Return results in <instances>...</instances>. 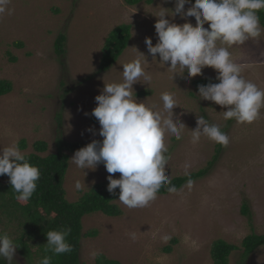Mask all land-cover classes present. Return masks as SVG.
Masks as SVG:
<instances>
[{"label": "rangeland", "instance_id": "1", "mask_svg": "<svg viewBox=\"0 0 264 264\" xmlns=\"http://www.w3.org/2000/svg\"><path fill=\"white\" fill-rule=\"evenodd\" d=\"M190 6L186 4L185 10ZM160 7L174 10L175 0H142L133 5L126 0H10L11 14L8 10L0 14V79L14 84L12 92L0 97V149L25 140L26 147L20 150L29 153L36 141L44 140L49 144L46 153H50L57 150L59 137L83 142L84 147L93 140L102 141L99 122L91 115L97 106L95 97L102 93L105 82H122V65L137 58L138 51L145 55V70L152 79L135 84L133 98L162 110L161 93H173L180 105L174 109V119L179 118L186 126L181 139L172 135L166 138L171 157L166 175L190 174L214 159L218 143L204 137L197 144L191 142L197 116L203 115L221 128L228 126L230 142L204 177L185 183L175 193L157 194L146 207L128 208L116 199L114 203L123 211L117 217L102 212L84 216L83 232L96 230L97 235L82 238L79 264H97L101 254L123 264H214L211 247L215 240L241 245L242 239L253 232L264 234V108L251 124L224 120L221 111L227 109L201 99L192 83L198 78H216L214 69L207 67L202 75L191 79L185 71L173 79L174 73L167 70L170 63L160 65L159 54L153 60L144 41L151 37L153 45L157 43V17L153 14ZM166 18L174 23L186 22L179 15ZM188 19L195 25L194 17ZM123 23L133 26L129 47L109 70L90 78L98 70L107 35ZM62 33L67 35L66 52L58 55L55 41ZM8 51L16 61H11ZM229 51L243 66V77L264 89V32ZM143 90L150 94L136 96ZM58 115L62 116L61 126ZM74 153H70L71 158ZM108 175L103 164L84 171L69 161L67 198L78 201L94 184L108 180ZM112 175L120 177V173ZM76 181H85L83 190L75 188ZM244 202L250 207V218L242 213ZM5 221L0 222V232L18 242L17 223ZM173 238L178 242L171 243ZM169 243L172 251L166 252L164 247ZM28 245L32 249L29 262L17 255L18 262L40 264L46 253L34 241ZM93 251L100 255L93 257ZM243 251L234 250L230 264H264V246L248 258Z\"/></svg>", "mask_w": 264, "mask_h": 264}, {"label": "clouds", "instance_id": "2", "mask_svg": "<svg viewBox=\"0 0 264 264\" xmlns=\"http://www.w3.org/2000/svg\"><path fill=\"white\" fill-rule=\"evenodd\" d=\"M9 4L10 0H0V14L8 10ZM186 4L191 5L187 10ZM160 9L153 14L157 17L154 24L157 43L153 45L151 37L144 41L153 60L159 54L160 65L165 67L170 63L167 70L174 73L173 79L185 71L191 79L202 75L207 67L214 69L218 83L199 85V97L227 109L221 111L224 120L235 119L239 124L257 120L264 108V89L243 77V66L232 58L229 49L259 38L264 32L258 15L264 9V0H195L193 3L192 0H175L174 10ZM8 11L11 14V10ZM177 15L186 22L179 24L166 18L175 19ZM190 17L195 18V25ZM138 52L137 58L122 65V82H105L102 93L95 97L97 106L91 115L99 122L102 141L93 140L76 150L70 159L84 171L95 170L103 164L109 173L107 191L115 196L119 188L118 201L128 208L148 206L164 185H169V192L176 191L170 176L166 175V165L171 159L165 155L168 152L166 138L172 135L181 139L186 127L179 118L174 119V109L180 105L173 93H161L162 110L133 98V86L142 81L150 83L152 79L145 70L148 63L142 59L145 55ZM202 137L223 146L230 142L228 134L218 124L209 123L200 115L197 127L191 130V142L197 144ZM115 173H120V177L114 178ZM3 175L9 177L17 201L27 202L37 189L41 173L13 142L0 149V176ZM85 185V181L84 184L76 181L75 188L83 190ZM70 233V227L47 231L45 252L70 253L73 249L66 240ZM18 247L6 232H0V258L7 264H14ZM91 255L95 257L100 253L93 251ZM40 264H52V257L45 255Z\"/></svg>", "mask_w": 264, "mask_h": 264}, {"label": "trees", "instance_id": "3", "mask_svg": "<svg viewBox=\"0 0 264 264\" xmlns=\"http://www.w3.org/2000/svg\"><path fill=\"white\" fill-rule=\"evenodd\" d=\"M142 0H126L128 4H136ZM195 2V0H192ZM58 10V9H57ZM56 10V11H57ZM259 20L264 27V9L260 10ZM133 26L128 23L120 24L115 27L106 37L102 57L96 74L109 70L124 54L129 47L132 38ZM67 35L62 33L58 35L55 41V48L58 55H65ZM17 46H23L21 42L14 43ZM13 44V45H14ZM11 61H16L17 57L10 51ZM195 90L198 91L199 85H207L208 83H218L214 77H203L193 80ZM14 89L11 80L0 79V97L9 94ZM148 91H139L136 96L149 95ZM58 126L62 125V116L58 115ZM233 119L229 120L231 122ZM227 127L221 128L223 132H227ZM60 132L62 133V129ZM20 149L26 147V141L22 140L18 143ZM34 150L24 153L28 161L40 169V179L37 181V189L30 200L27 202H19L16 199L17 193L12 189L7 175L0 176V222L5 220L9 223L16 222V229L19 231V245L16 250L15 257L22 256L29 262V255L32 251L31 246H27L29 242L39 245V250L45 252L47 243L46 232L50 230H63L67 227L71 228V233L66 237L67 242L72 246L70 253L53 255L51 252H45L46 255L52 257V264H79L80 248L83 237H93L97 235L96 230L84 233L83 218L84 216L102 212L108 216H120L123 214L121 208L114 202L118 199L119 188L116 195L107 191L109 181H102L94 184L91 189L82 193L81 198L76 202H71L67 198L65 188V180L69 169L70 153L84 147L83 142H69L64 138H58V148L55 152L49 151V144L44 140H38L33 144ZM223 145L217 144L214 159L209 161L208 165L198 171L183 176H174L171 178V184L175 186L177 192L185 183L194 181L204 177L210 172L214 161L218 157V153L222 150ZM42 153L44 155H42ZM165 155H169L167 152ZM7 180V184L3 181ZM169 185L160 188L157 194L165 195L175 192H169ZM115 199V200H114ZM242 213L251 216L250 207L247 202L242 206ZM5 221V222H6ZM10 226V225H9ZM17 244V240L15 241ZM177 239L173 238L171 243H177ZM169 243L164 247L166 252L172 251V244ZM264 245V234L251 233L247 235L241 242V245L229 243L224 239H217L211 247V256L214 264H230V255L234 250L243 248V256L248 258L258 247ZM42 254V253H41ZM14 257V259H15ZM14 264H20L17 260ZM28 259V260H27ZM97 264H123L121 260L100 255L97 258ZM0 264H7V261L0 258Z\"/></svg>", "mask_w": 264, "mask_h": 264}]
</instances>
